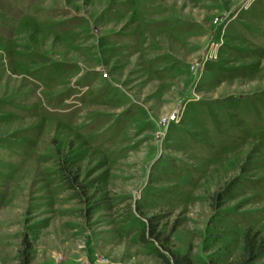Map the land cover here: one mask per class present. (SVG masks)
Listing matches in <instances>:
<instances>
[{"label":"rangeland","instance_id":"rangeland-1","mask_svg":"<svg viewBox=\"0 0 264 264\" xmlns=\"http://www.w3.org/2000/svg\"><path fill=\"white\" fill-rule=\"evenodd\" d=\"M0 264H264V0H0Z\"/></svg>","mask_w":264,"mask_h":264}]
</instances>
